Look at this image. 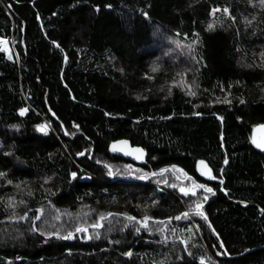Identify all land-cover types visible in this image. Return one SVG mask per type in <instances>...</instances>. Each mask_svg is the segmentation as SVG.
<instances>
[{"label":"trees","instance_id":"obj_1","mask_svg":"<svg viewBox=\"0 0 264 264\" xmlns=\"http://www.w3.org/2000/svg\"><path fill=\"white\" fill-rule=\"evenodd\" d=\"M172 36L193 44L195 96L152 71ZM0 39L17 56L0 48V264H264L261 0H0ZM117 139L147 162L110 154ZM193 181L215 194L184 195Z\"/></svg>","mask_w":264,"mask_h":264},{"label":"snow or ice","instance_id":"obj_2","mask_svg":"<svg viewBox=\"0 0 264 264\" xmlns=\"http://www.w3.org/2000/svg\"><path fill=\"white\" fill-rule=\"evenodd\" d=\"M261 5L264 6V0H261ZM219 11H220V9H218V8H214V9L212 10V15H215V13H216V12H219ZM223 13L226 14V15H229V17H230L231 19H233V20L235 19L234 17H231V16H230V12H229V9H228L227 7H225V8L223 9ZM144 15L146 16L147 13H144ZM247 23H251V21H247ZM214 26H215V22L210 23V24L208 25V28H209V29H212V28H214ZM197 35H198V34H197ZM0 45H5V47H3V49H2V51L6 52V53L9 52V49H8V47L6 46V45H7V41H6V40L0 39ZM57 47H59V45H57ZM188 47L191 48V45H189ZM12 58H13L12 55L9 53V55H8V59L11 60ZM158 70H159V68H158L157 66H153V68H152V71H153V72H157ZM185 75H187V73H185ZM148 78H149V79H152L153 77H148ZM177 86H183V87H185V88L187 89V95H189V96H195V95H196V92L191 90V89H192V85H186L183 79H181L180 81L173 80L172 86H170V87L168 88V95H171V94H172V87H177ZM197 87H198V86H197ZM163 90H164V89L162 88L161 91H163ZM136 98L139 100V99H141L142 97L138 95ZM143 98H144V99H147V97H143ZM241 103H243V101H241ZM26 111H27V109H21V110H20V114L23 115ZM196 114L198 115V113H196ZM220 119H221V121H222V120H223V117H220ZM77 127H78V126H77ZM37 129H38L40 132H46V131H47V127H46L45 125H37ZM117 143L126 145L128 142H127V141H120V142H116V143H114V144L112 145V151H113V152L118 151V150H119V151H123V149H118V148H117ZM253 143H256V141L253 140ZM256 146H257V147L264 148V145L259 144V143H257ZM132 151H134L135 153H138V155H137V157H136L137 159H142V158H143V155H144V150H143V149H141V148H136V149H133ZM125 154H132V152H125ZM78 155H84V153L81 152V153H78ZM99 162H100V161H97V163H99ZM224 163H225V164L228 163V160H227L226 158H225V160H224ZM199 164H200V165H204V169L201 171V175L208 176L209 179H217L216 176H213V175H212V170H211V168H209V167L205 164V161L201 160V161L199 162ZM107 167L109 168V173H108V174H109V175H112L113 173H112V171H111V166H110V165H107ZM129 167H130V166H129ZM172 167L175 168V166H172ZM160 171L163 173V172L168 171V169L165 168V169H161ZM180 171L182 172L183 170L181 169ZM220 171H221V173H222V172H223V169H221ZM4 175H5L4 173H0V176H4ZM71 175H72L73 178H75L77 174H76V173H72ZM184 175H185V178H186V179H191V177H188V176H187V173H185ZM145 178H146V177H145ZM45 182H47V181H45ZM8 183L11 184L12 181H8ZM220 183L223 184V180H221ZM16 187L19 188V185H17ZM173 187H175V185H173ZM197 189H203L205 193H211V194H213V195L215 194V193H214V190H213L212 188L208 187V186L205 185V184H198V183H196L195 181L192 182V187H190V188H181L180 191H181L182 193H184V195H186V196L189 195V194L195 196V195H196V191H197ZM28 195H32V193L29 192ZM11 199H12V198H9V202H10V204H11ZM204 199L207 200V196H205ZM20 203H24V201H20ZM11 206L14 207L15 205H11ZM201 208H202V204H201L200 202L196 201V202H194V208H190V209H189V212H193V211H194L197 215L203 216L204 219H207V217L204 216V214L200 211ZM39 211L42 212V209H40ZM189 212H183V213H181L179 216L174 217V219L179 220V219H181V218H187L188 215H189ZM109 215H112V214L109 213ZM24 218H25V217H21V219H24ZM36 219L38 220V219H40V217L37 216ZM104 219H105L104 215H101V216H100V220L102 221V220H104ZM128 219H129V220H136V217H128ZM150 219H152V218L149 217V216H147V215H145V216L141 219L140 223L143 225V227H144L145 229L148 228V222H149ZM171 219H173V217H169V218H168V220H171ZM156 223H157V224H163L164 221H157ZM92 226H93V227H101L100 224H94V225H92ZM87 230H88V229L85 228V227H79V228L76 229L77 232H87ZM136 231L139 232V231H140V228H136ZM213 231H215V230L213 229ZM54 235H58V234H57V233H54ZM63 238H64V239H71V238H73V234H72V233H69L67 236H65V237H63ZM117 243H118V242H117ZM184 243L187 244V241H184ZM126 255H131V253H130V252H129V253H126Z\"/></svg>","mask_w":264,"mask_h":264},{"label":"rangeland","instance_id":"obj_3","mask_svg":"<svg viewBox=\"0 0 264 264\" xmlns=\"http://www.w3.org/2000/svg\"><path fill=\"white\" fill-rule=\"evenodd\" d=\"M161 37V36H159ZM158 38V43L154 45L155 48L159 49L160 55L158 60L153 64V66H157L160 68L164 63H169L177 69V77L176 81L184 80L186 85H192V91H197L195 80H194V65L193 61L194 57V49L193 44L188 40L180 39L177 37H170L166 41L160 40ZM7 41V47L9 49V53L12 55V59L15 58L16 53L14 50V45L11 40L3 39ZM191 45V48L188 46ZM5 45H0V48L3 49ZM17 57V56H16ZM153 68V67H152ZM187 73V75H185ZM177 88L181 89L185 93H187V89L183 86H177ZM201 233L199 231V227L195 224L189 225L183 231V239L184 241L195 240L196 237L200 236Z\"/></svg>","mask_w":264,"mask_h":264},{"label":"water","instance_id":"obj_4","mask_svg":"<svg viewBox=\"0 0 264 264\" xmlns=\"http://www.w3.org/2000/svg\"><path fill=\"white\" fill-rule=\"evenodd\" d=\"M251 139H252V143H253V140L256 141V143H253L256 149L264 153V148L256 146L257 143L264 145V123L258 124L257 126L253 128L252 133H251ZM120 141H127L128 143L126 145L117 143V148L123 149V151L118 150V151L113 152L112 145ZM136 148H141L144 150V155L142 159H137L136 157L138 153H135L134 151H132L133 149H136ZM108 150L110 154L117 156V157L124 158L125 160L131 161L137 165H144L147 162L148 157H149L148 151L146 149H144L142 146H139V145H133L132 142L127 139H117V140L111 141L108 146ZM125 152H132V154H125ZM203 169H204V165L199 164V171L201 172ZM205 177H208V176H205Z\"/></svg>","mask_w":264,"mask_h":264}]
</instances>
